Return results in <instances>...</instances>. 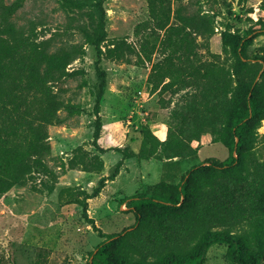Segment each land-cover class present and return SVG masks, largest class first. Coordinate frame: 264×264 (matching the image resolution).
Listing matches in <instances>:
<instances>
[{
  "label": "trees",
  "instance_id": "obj_1",
  "mask_svg": "<svg viewBox=\"0 0 264 264\" xmlns=\"http://www.w3.org/2000/svg\"><path fill=\"white\" fill-rule=\"evenodd\" d=\"M24 1L6 5L0 0V198L35 179L40 182L31 186L33 191H54L59 176L47 164L49 128L82 113L79 105L62 98L58 86L83 74L69 71L84 57L83 47L52 52L34 32L21 33L15 16ZM185 1L146 0L148 19L135 28V42L122 38L103 50L101 24L92 31L98 38L95 47L110 62L131 64L135 58L137 66L149 65L151 93L177 98L165 141L141 126L143 158L195 156L192 144L208 134L228 150L229 159L208 160L188 170L178 184L162 182L147 195L126 200L135 225L108 237L90 254L89 264H204L215 245H226L234 264H264V163L249 170L264 122V55L252 59L247 55L250 41L224 34L223 53H230V59L221 65L205 60L191 30L208 15L201 5L191 11ZM257 32L264 34V23ZM83 33L91 42V35ZM80 165L88 173L103 170L97 156L87 163L74 158L68 168ZM106 181L73 203L85 216L88 200L101 193Z\"/></svg>",
  "mask_w": 264,
  "mask_h": 264
},
{
  "label": "rangeland",
  "instance_id": "obj_2",
  "mask_svg": "<svg viewBox=\"0 0 264 264\" xmlns=\"http://www.w3.org/2000/svg\"><path fill=\"white\" fill-rule=\"evenodd\" d=\"M14 1L4 0L6 5ZM185 3L191 11L201 5L208 15L207 21L191 30L205 60L221 65L230 59V53H223L224 34L250 41L247 55L252 59L264 55V34L257 32L264 23V0ZM147 19L146 0H25L16 14L19 31L25 35L34 32L38 41H47L52 52L83 47L84 57L69 67L70 72L83 74L58 86L62 98L79 105L82 113L66 119L62 126L49 128L51 153L47 164L59 176L54 191H33L31 186L40 182L35 179L0 198V264H89L90 254L108 237L135 225L126 200L147 195L162 182L178 184L188 170L208 160L229 159L228 150L214 144L208 134L200 143L192 144L198 152L186 159L160 161L141 155V126H149L159 140L165 141L177 98L169 93H151L149 65L137 66L135 58L131 64L101 58L95 47L98 38L92 31L104 25V50L118 39L135 42V28ZM83 31L91 35V42L86 41ZM226 46L229 49V42ZM159 59L155 55L153 62ZM256 70L254 67L250 73ZM60 116L65 118L66 114ZM93 156L103 162L99 174L85 172L81 165L68 168L74 158L87 163ZM262 163L264 122L249 170L254 172ZM104 178L105 186L97 197L88 200L85 216L73 203L81 201L84 193L91 195ZM204 264L234 263L227 257L226 245H215Z\"/></svg>",
  "mask_w": 264,
  "mask_h": 264
},
{
  "label": "built area",
  "instance_id": "obj_3",
  "mask_svg": "<svg viewBox=\"0 0 264 264\" xmlns=\"http://www.w3.org/2000/svg\"><path fill=\"white\" fill-rule=\"evenodd\" d=\"M139 94H141V93H139Z\"/></svg>",
  "mask_w": 264,
  "mask_h": 264
}]
</instances>
